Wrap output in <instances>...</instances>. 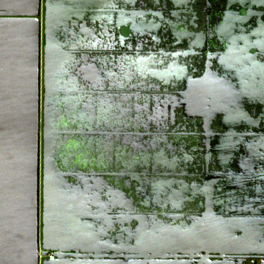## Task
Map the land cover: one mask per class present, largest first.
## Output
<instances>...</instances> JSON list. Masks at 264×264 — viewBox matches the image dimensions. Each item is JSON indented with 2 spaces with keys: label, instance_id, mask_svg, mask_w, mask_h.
<instances>
[{
  "label": "flooded vegetation",
  "instance_id": "1",
  "mask_svg": "<svg viewBox=\"0 0 264 264\" xmlns=\"http://www.w3.org/2000/svg\"><path fill=\"white\" fill-rule=\"evenodd\" d=\"M190 1L106 0L104 43L84 41L90 58L81 63L102 61L108 75L103 93L84 82L82 94L112 101L97 140L103 162L76 169L110 176L128 201L106 205L114 238L99 253L148 264H264V0ZM122 11L134 21L122 26ZM227 16L237 23L224 29ZM227 56L245 60L241 85L234 73L213 80ZM191 81L204 86L191 90ZM42 100L41 83V111ZM124 217L130 234L120 243ZM96 250L80 255L93 259Z\"/></svg>",
  "mask_w": 264,
  "mask_h": 264
},
{
  "label": "water",
  "instance_id": "2",
  "mask_svg": "<svg viewBox=\"0 0 264 264\" xmlns=\"http://www.w3.org/2000/svg\"><path fill=\"white\" fill-rule=\"evenodd\" d=\"M105 1L0 0V264H148L101 256L99 251L114 238V217L106 205L123 208L127 196L109 186L110 176L76 169L103 162L97 157L103 154L97 140L112 96L88 101L82 83H95L103 93L108 69L102 61L81 62L90 58L83 53L84 41L104 43ZM189 3L191 7L193 2ZM133 17L122 11V26ZM112 18L113 13L111 24ZM222 23L225 29L237 22L227 16ZM228 57L215 64L218 73L213 80H228L226 75L234 73L231 78L241 85L245 60ZM123 60L131 72L135 70L130 57ZM198 63L209 79L210 65ZM195 86L204 84L191 81L190 89ZM240 102L231 101L237 107ZM215 103L220 111V102ZM93 207L102 210L103 219L91 215ZM128 223L121 218L120 243L130 234ZM90 248L98 249L99 255L93 259L80 255L90 253ZM68 253H74L72 261ZM49 255L56 259L48 260Z\"/></svg>",
  "mask_w": 264,
  "mask_h": 264
},
{
  "label": "built area",
  "instance_id": "3",
  "mask_svg": "<svg viewBox=\"0 0 264 264\" xmlns=\"http://www.w3.org/2000/svg\"><path fill=\"white\" fill-rule=\"evenodd\" d=\"M40 255H41V251H40ZM40 259H42V258L40 257ZM47 259L50 260V261H53L54 260V257L52 255H49L47 257Z\"/></svg>",
  "mask_w": 264,
  "mask_h": 264
},
{
  "label": "bare ground",
  "instance_id": "4",
  "mask_svg": "<svg viewBox=\"0 0 264 264\" xmlns=\"http://www.w3.org/2000/svg\"><path fill=\"white\" fill-rule=\"evenodd\" d=\"M220 103H223V101L220 100ZM240 104H241V102H240Z\"/></svg>",
  "mask_w": 264,
  "mask_h": 264
},
{
  "label": "rangeland",
  "instance_id": "5",
  "mask_svg": "<svg viewBox=\"0 0 264 264\" xmlns=\"http://www.w3.org/2000/svg\"><path fill=\"white\" fill-rule=\"evenodd\" d=\"M41 261H42V259H41Z\"/></svg>",
  "mask_w": 264,
  "mask_h": 264
}]
</instances>
